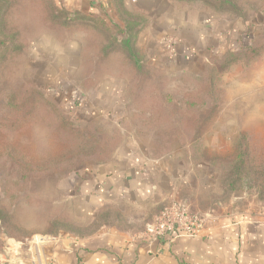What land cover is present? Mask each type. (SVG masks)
Listing matches in <instances>:
<instances>
[{"label":"rangeland","instance_id":"374dc122","mask_svg":"<svg viewBox=\"0 0 264 264\" xmlns=\"http://www.w3.org/2000/svg\"><path fill=\"white\" fill-rule=\"evenodd\" d=\"M110 1L106 17L70 14L60 0H0V252L123 224L114 205L82 214L67 185L129 136L184 170L176 190L193 206L264 214V0H183L201 2L218 30L188 36L191 56L173 37L175 54L161 43L154 62L135 48L141 15ZM10 97L28 105L13 120Z\"/></svg>","mask_w":264,"mask_h":264},{"label":"crops","instance_id":"0c3cea01","mask_svg":"<svg viewBox=\"0 0 264 264\" xmlns=\"http://www.w3.org/2000/svg\"><path fill=\"white\" fill-rule=\"evenodd\" d=\"M123 2L141 15L135 48L153 62L168 37L177 40L180 56H191L198 45L195 48L188 36L201 42L206 27H212L211 35L218 30L217 16L206 12L199 1ZM60 5L70 14L114 10L110 0H60ZM183 171L152 156L145 145L129 136L113 159L86 165L69 176L67 185L82 214L114 205L124 216L123 224L102 225L82 235L61 232L49 241L13 240L2 248L0 264H264V214L239 210L215 214L193 206L177 194L176 186L186 179ZM177 199L206 217L203 233L147 238L145 225L162 206Z\"/></svg>","mask_w":264,"mask_h":264},{"label":"built area","instance_id":"2783aa9c","mask_svg":"<svg viewBox=\"0 0 264 264\" xmlns=\"http://www.w3.org/2000/svg\"><path fill=\"white\" fill-rule=\"evenodd\" d=\"M173 37L164 39L163 48L172 57L176 52ZM206 217L195 213L182 200H173L171 203L162 206L153 219L145 225V235L149 239L160 237L174 238L177 236H200L206 225ZM42 241H49L50 236L40 237Z\"/></svg>","mask_w":264,"mask_h":264},{"label":"trees","instance_id":"16d2710c","mask_svg":"<svg viewBox=\"0 0 264 264\" xmlns=\"http://www.w3.org/2000/svg\"><path fill=\"white\" fill-rule=\"evenodd\" d=\"M209 1H211V0H203V2H206V3H208V4H210V2ZM219 1V4H222V5H224V4H226V3H230V0H218ZM89 14H94V15H101V16H106V17H109V12L107 11V10H104L103 12H93V11H91V12H88ZM129 42H130V38L128 37V38H126L125 40H123V43L124 44H126V45H128L129 44ZM245 49V48H244ZM247 50V51H246ZM258 51V48L257 47H246V49H245V52L244 53H246V54H255L256 52ZM251 52V53H250ZM228 55H232V56H236L237 54L240 56L241 54H242V52H234L233 50H231V51H229L228 53H227ZM130 56L133 58V59H135L134 61L135 62H138V56H137V54L135 53V51H133L132 50V52L130 53ZM141 60V59H140ZM133 61V62H134ZM233 61V60H232ZM13 96H15L14 94H13ZM51 98H52V96H51ZM21 100L19 99V98H14V97H10L9 99H8V103H7V106L9 107V109H10V114H11V119L13 120V119H15V117H17V115H18V112H19V109L20 108H22V107H27L26 105H23V103H21L20 102ZM62 108V107H61ZM19 116H20V114H19ZM10 119V120H11ZM238 156V155H237ZM238 158H241V156L240 157H238ZM241 165V164H240Z\"/></svg>","mask_w":264,"mask_h":264}]
</instances>
